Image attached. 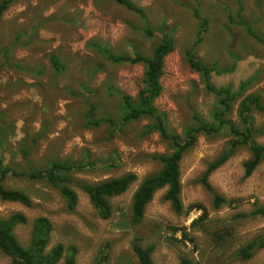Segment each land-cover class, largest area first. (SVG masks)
<instances>
[{
    "label": "rangeland",
    "instance_id": "rangeland-1",
    "mask_svg": "<svg viewBox=\"0 0 264 264\" xmlns=\"http://www.w3.org/2000/svg\"><path fill=\"white\" fill-rule=\"evenodd\" d=\"M131 1L143 9L145 18L114 0H13L2 13L0 158L11 168L3 183L26 193L30 205L0 200V215H25L26 223L15 227L23 246L28 245L34 218L48 217L53 224L48 248L56 243L75 245V264H94L101 250L105 255L101 264H139L133 244L153 245L155 264H180V257L199 264H264V248L249 259L236 254L264 230V216L237 215L264 203V162L244 177L243 163L250 152L239 147L213 171L209 176L213 189L232 200L217 208L212 193L196 182L206 163L226 148L231 137L227 133H200L181 158V212L164 198V187L154 192L140 223L131 222L134 191L160 168L151 155L167 154L171 148L157 131H145L147 119L117 128L119 92L136 99L145 68L141 63L109 60L97 50L102 45L114 55L148 57L159 42L156 30L169 32L175 47L164 58L162 91L154 105L166 113L169 127L181 133L198 123L193 112L214 122L216 96L206 90L208 82L236 90L240 80L255 75L242 95L264 96V40L257 41L236 22L238 12L250 29L264 37V0ZM196 7L207 21L197 44ZM147 28L153 36L147 35ZM188 50L207 67L229 71L212 70L203 76L190 66ZM51 55L64 65L61 71L54 70ZM240 99L226 117L237 121ZM89 106L94 107V119L108 116L116 128L107 123L88 126ZM252 115L256 127L264 125V111L255 109ZM255 140L264 145V133ZM53 159L87 162L83 170L72 173L76 180L94 183L128 172L136 179L125 192L110 198L111 216L101 219L77 183H70L77 193L71 211L57 188L16 174L47 166ZM192 204L207 210L197 226L190 225L201 211ZM0 264H9L1 250ZM56 264H64V258Z\"/></svg>",
    "mask_w": 264,
    "mask_h": 264
},
{
    "label": "trees",
    "instance_id": "trees-1",
    "mask_svg": "<svg viewBox=\"0 0 264 264\" xmlns=\"http://www.w3.org/2000/svg\"><path fill=\"white\" fill-rule=\"evenodd\" d=\"M12 1L13 0L0 1V18ZM114 1L145 18L143 9L135 5L131 0ZM193 14L199 20L198 26L200 29L197 32V40L195 41V44H197L202 40V33L206 30L207 21L199 16L197 7L193 10ZM236 16V22L244 26L247 34L257 41L261 42L264 40L262 35L250 29L246 20H241L239 18L238 12ZM147 29V35L151 36L152 31ZM155 35L159 36V42L152 48L151 55L148 57L139 53H135L134 56L114 55L112 52L108 51L105 46L100 45L97 47V50L109 60L115 62L141 63L145 68L143 72V86L139 89L136 99H133L127 93L119 92L121 118L117 124V128L121 129L132 121L147 119L149 122L144 126L145 131L147 133L157 131L160 137L169 143L171 148V151L167 154L151 155L157 158L160 163V168L154 174L144 178L133 193L131 222L136 225L142 220L145 206L151 200L154 192L164 187H166L164 198L170 202L172 209L175 212L182 211L183 205L180 199V160L183 155L192 148L200 133L204 132L207 135L212 133H227L231 136L226 144V148L212 161L206 163L205 169L196 179V182L200 183L206 190L212 193V204L215 208L225 203H232V200L230 201L213 189L209 182V176L213 171L224 164L237 148L246 147L250 152L249 158L243 163L244 177L251 175L259 163L264 162V145L255 140L256 136L264 133V125L256 127L252 115L255 109L264 111V96L257 93L242 95L243 92L251 86L256 76L252 75L246 79L240 80L236 90H232L230 86L216 88L207 81L206 90L216 96L217 107L211 112V118L214 119V122L206 121L193 112V118L198 123L185 127L181 133H178L169 127L166 113L159 110L154 105V100L162 91L160 79L163 74L164 58L174 49L175 40L169 32L163 29L156 30ZM189 50L192 49L190 48ZM189 50L187 54L190 66L203 76H208L212 70L216 73L229 71L228 69L207 67L206 64L202 63L197 58L195 53L192 54ZM50 61L56 72L64 68V65L56 55H51ZM108 90L111 91L110 87H108ZM115 93L117 92L115 91ZM238 97L241 99L237 104V121H235L226 116L230 115L232 104L236 102ZM86 123L88 126H99L100 124L107 123L113 128H116L113 119L108 116L94 119L93 106L88 107ZM86 163L87 162L83 164L68 160L53 159L47 166L16 174L28 180L46 181L52 187L57 188L61 196L65 199L67 208L71 211L74 210L77 205V193L70 186V183L75 182L88 195L90 203L96 210L98 217L101 219H108L112 213L109 201L110 198L125 192L129 185L136 179V175L132 172H128L117 177L105 178L94 183L76 180L72 173L76 172V170H83L84 167L87 166ZM10 171V166L3 164V159L0 158V200L18 202L29 206L30 198L26 193L18 189L8 188L3 183V180ZM256 205L257 206L251 209V211L247 213H238L237 215L240 217L264 216V203ZM190 207H194L201 211V215L197 219H194L190 225L197 226L200 223L199 221L207 217V210L202 205L192 204ZM26 220L25 215L21 212H12L7 216L0 215V250L9 258V264H56L61 258H64V264L76 263L77 247L75 245L70 244L65 246L62 243H56L48 248L53 224L46 216L34 218L28 245L23 246L17 238L15 227L19 224L26 223ZM261 248H264V230L242 245L237 250L236 254L242 259H249L253 256L255 251ZM132 250L139 264H155L151 257V253L154 250L153 245L144 246L133 244ZM101 252L100 257L94 264L102 263L103 256L105 257V255L104 250H101ZM180 264L199 263L193 262L186 257H180Z\"/></svg>",
    "mask_w": 264,
    "mask_h": 264
}]
</instances>
